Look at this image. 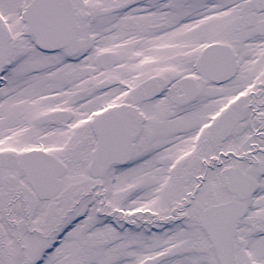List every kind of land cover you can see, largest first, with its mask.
Listing matches in <instances>:
<instances>
[{"label":"snow or ice","instance_id":"1","mask_svg":"<svg viewBox=\"0 0 264 264\" xmlns=\"http://www.w3.org/2000/svg\"><path fill=\"white\" fill-rule=\"evenodd\" d=\"M0 264H264V0H0Z\"/></svg>","mask_w":264,"mask_h":264}]
</instances>
